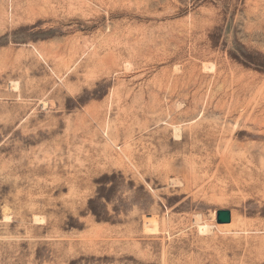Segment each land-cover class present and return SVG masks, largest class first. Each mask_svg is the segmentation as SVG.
<instances>
[{
	"label": "rangeland",
	"instance_id": "374dc122",
	"mask_svg": "<svg viewBox=\"0 0 264 264\" xmlns=\"http://www.w3.org/2000/svg\"><path fill=\"white\" fill-rule=\"evenodd\" d=\"M0 264H264V0H0Z\"/></svg>",
	"mask_w": 264,
	"mask_h": 264
},
{
	"label": "water",
	"instance_id": "95a60500",
	"mask_svg": "<svg viewBox=\"0 0 264 264\" xmlns=\"http://www.w3.org/2000/svg\"><path fill=\"white\" fill-rule=\"evenodd\" d=\"M221 213H227L229 220H228V221H224L223 219H221V218H220V214H221ZM230 216H231V214H230L229 211H219V212L217 213V223H218V224H226V223L230 222Z\"/></svg>",
	"mask_w": 264,
	"mask_h": 264
},
{
	"label": "bare ground",
	"instance_id": "6f19581e",
	"mask_svg": "<svg viewBox=\"0 0 264 264\" xmlns=\"http://www.w3.org/2000/svg\"><path fill=\"white\" fill-rule=\"evenodd\" d=\"M178 133L180 132V129H177L176 130ZM215 214V213H214ZM220 218L221 219H223L224 221H228L229 219H228V215H227V213H221L220 214ZM40 220H41V218H40ZM214 220V219H213ZM216 221V220H215ZM226 226H228V225H226ZM210 230V229H209Z\"/></svg>",
	"mask_w": 264,
	"mask_h": 264
},
{
	"label": "trees",
	"instance_id": "16d2710c",
	"mask_svg": "<svg viewBox=\"0 0 264 264\" xmlns=\"http://www.w3.org/2000/svg\"><path fill=\"white\" fill-rule=\"evenodd\" d=\"M96 216H98L97 214H95ZM97 218H99V217H97Z\"/></svg>",
	"mask_w": 264,
	"mask_h": 264
}]
</instances>
